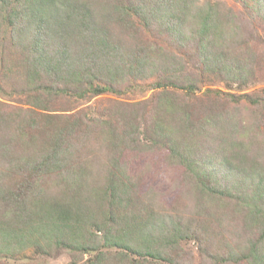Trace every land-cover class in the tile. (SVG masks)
<instances>
[{
    "label": "trees",
    "instance_id": "16d2710c",
    "mask_svg": "<svg viewBox=\"0 0 264 264\" xmlns=\"http://www.w3.org/2000/svg\"><path fill=\"white\" fill-rule=\"evenodd\" d=\"M249 8L264 25V0ZM239 13L224 0H0V31L7 33L0 50L8 44L20 54L19 101L28 104L12 107L0 85V255L66 250L71 264L87 253L82 264H182L183 241L204 246L240 211V242L227 241L220 261L264 264V139L238 140L248 126L239 128L230 112L211 109L195 119L190 106L210 78L254 83L258 41L243 35ZM140 27L175 47L128 52L120 34ZM151 74L160 92L140 103L151 107L141 118L124 105L108 117L51 109L58 97L115 93ZM204 95L264 107L258 92L207 88ZM98 146L108 149L102 165ZM154 147L190 175L189 217L138 183L128 155Z\"/></svg>",
    "mask_w": 264,
    "mask_h": 264
},
{
    "label": "rangeland",
    "instance_id": "374dc122",
    "mask_svg": "<svg viewBox=\"0 0 264 264\" xmlns=\"http://www.w3.org/2000/svg\"><path fill=\"white\" fill-rule=\"evenodd\" d=\"M224 1L227 5L234 8L235 14H240L239 12L242 11L245 13V16L239 15L242 26L247 24V28H244L243 35L246 38H254L261 44L258 45V42L256 44L254 41L252 44V49L256 50L258 53L255 67V81L253 84L242 85V87H240V85L236 83L220 82L215 78H210L207 81L208 84L204 86L201 91L196 92V98L190 100V106L195 112V119L204 117L211 109L218 112L226 110L241 121L240 124H238L239 128L248 126L247 136H245V133L241 129H239L240 132L236 133L235 137L238 138V140H245V138L248 137H255L262 140L264 139L263 106L258 108L251 107L245 102L236 104L230 101L228 102L225 98L217 95H204V91L207 88L220 89L235 94L254 92H258L261 95L264 94V25L260 22L258 17L250 15L253 13V10L249 8V5L252 4V0H247V4H245V0ZM136 26L138 27L139 24H136ZM247 29H249L248 32L246 31ZM6 35L7 33L3 26L0 31V42L4 45L6 44ZM120 38L123 42L124 49L132 53L146 51L152 52L153 54V49H158V46H162V51L167 53L175 47L168 40L166 41L164 37L154 34L153 31H145L141 27L136 29L135 33H131L129 30L125 31V33H121ZM0 48H2V46ZM13 69L14 71L12 72L11 70ZM21 69L20 54L17 53L14 47L7 44L3 50H0V85L4 87L5 90V101L11 104L12 107L28 106V104L20 103L21 101H19V98H24L22 90L25 88L20 75ZM161 70L156 71V73H163ZM150 72L151 71L148 70V73ZM157 78L158 75L153 76V74H151L148 75L146 79H128L125 85H122L119 88L120 90L115 93L106 92L83 100L58 97L54 101L51 109L64 110L70 108L71 112L79 110L84 111L89 117H100L101 115L108 117L110 111L115 110V107L124 105L123 107L128 108L127 110H133V112L140 114L138 118H141L145 110L148 112L151 110V107H147L148 104L140 103H143V101H153V97L160 92V89L153 88L152 86V83ZM169 88L172 89V87ZM174 92L179 99H181L184 94V90L177 89ZM57 113L65 112L57 111ZM94 143L95 141L92 140L91 144L95 145ZM96 150H98V155L96 156L101 165L107 162L108 149H101L98 146L94 148L93 153ZM128 156L135 160L134 163L132 162V168L137 171V174L139 173L137 181L139 183L141 178L143 189L152 188L153 191L158 193L159 198L157 201H161L162 206L166 209L185 212L188 217L190 216L186 211H192L195 202V197L191 193L193 182L183 166L166 162V152L155 147L154 149L147 150V153H134ZM259 159L264 163V150L263 155ZM231 214L232 218H226L229 223V228L217 229L210 232L207 235V242L204 246L201 247L199 242L194 239L182 242V247L187 252L185 258L182 260V264H236L234 262L222 263V261H220L223 250L226 248L227 241L230 243L233 241L239 243L240 236L243 234L242 229L244 227L242 222L244 215L240 211ZM91 255L88 253L85 255L79 254L77 261L82 264ZM3 261L7 262L6 264H71L72 256L66 250H61L49 255L29 249L25 253L14 256L13 258L0 255V264H5ZM156 263L157 261L153 258V264Z\"/></svg>",
    "mask_w": 264,
    "mask_h": 264
}]
</instances>
